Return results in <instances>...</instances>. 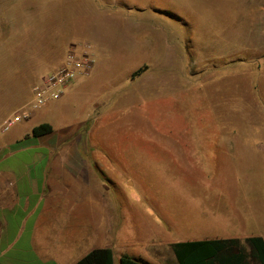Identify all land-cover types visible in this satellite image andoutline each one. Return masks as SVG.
<instances>
[{"label":"rangeland","instance_id":"obj_1","mask_svg":"<svg viewBox=\"0 0 264 264\" xmlns=\"http://www.w3.org/2000/svg\"><path fill=\"white\" fill-rule=\"evenodd\" d=\"M82 1L66 12L73 25L82 23L73 45H92L91 73L7 133L50 124L52 146L80 149L98 173L115 220L114 264L122 254L146 264H177L176 242L233 237L234 200L255 215L245 232L263 236L264 0ZM16 2L0 0V49L9 35L32 30L46 38L50 32L38 25L14 31L17 16L9 25L3 15ZM14 12L25 14L19 7ZM62 53L41 64L40 81L55 71ZM256 127L260 150L245 152L241 168L249 177L247 199L208 190V181L218 183L225 171L218 174L215 162L191 154L204 149L190 146L254 144Z\"/></svg>","mask_w":264,"mask_h":264},{"label":"crops","instance_id":"obj_2","mask_svg":"<svg viewBox=\"0 0 264 264\" xmlns=\"http://www.w3.org/2000/svg\"><path fill=\"white\" fill-rule=\"evenodd\" d=\"M66 2L61 7L53 0H19L3 15L9 25L11 17L17 16L14 31L38 25L50 32L46 38L31 35L32 30L9 35L8 43L0 49V126L17 107L32 100V90L42 75L41 64L53 63L57 54L64 52L63 59L50 70L60 68L68 49L79 43L72 36L82 23L73 25L67 19L66 6L81 8L84 2ZM17 7L25 12L23 17L14 12ZM32 129L0 135V264H77L94 250L109 248L116 253L115 220L105 205V192L95 168L82 159L80 149L55 148L48 139L50 134L36 138ZM251 130L258 136L254 144L219 141L190 146L204 149L191 154L215 162L218 174L225 171L218 183L208 181V190L217 187L221 191L218 196L247 199L243 183L249 177L241 172L249 156L245 152L261 147V129ZM232 161L235 170L227 174V163ZM233 204L229 228L237 234L226 239L254 237L245 232L250 219L255 218L250 207H236L235 200ZM260 237L264 239V234ZM217 238L222 237L196 240Z\"/></svg>","mask_w":264,"mask_h":264},{"label":"trees","instance_id":"obj_3","mask_svg":"<svg viewBox=\"0 0 264 264\" xmlns=\"http://www.w3.org/2000/svg\"><path fill=\"white\" fill-rule=\"evenodd\" d=\"M53 126L42 124L32 129L36 138L49 135ZM177 264H264V239L254 236L245 239H211L179 241L171 245ZM120 264H146L124 254ZM77 264H114V254L109 248L89 252Z\"/></svg>","mask_w":264,"mask_h":264},{"label":"built area","instance_id":"obj_4","mask_svg":"<svg viewBox=\"0 0 264 264\" xmlns=\"http://www.w3.org/2000/svg\"><path fill=\"white\" fill-rule=\"evenodd\" d=\"M93 51L89 44L72 45L60 68L42 78L34 87L31 102L17 110L1 125L0 135L7 133L16 124L31 119L36 110L47 107L54 100H60L74 80L89 75L94 66Z\"/></svg>","mask_w":264,"mask_h":264}]
</instances>
